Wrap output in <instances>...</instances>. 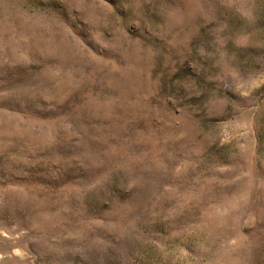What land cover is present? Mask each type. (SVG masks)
I'll use <instances>...</instances> for the list:
<instances>
[{
  "label": "rangeland",
  "instance_id": "374dc122",
  "mask_svg": "<svg viewBox=\"0 0 264 264\" xmlns=\"http://www.w3.org/2000/svg\"><path fill=\"white\" fill-rule=\"evenodd\" d=\"M0 264H264V0H0Z\"/></svg>",
  "mask_w": 264,
  "mask_h": 264
}]
</instances>
